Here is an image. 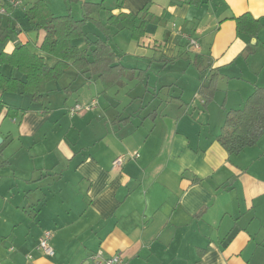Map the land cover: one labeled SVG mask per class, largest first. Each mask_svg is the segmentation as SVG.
Returning <instances> with one entry per match:
<instances>
[{"label": "crops", "instance_id": "crops-1", "mask_svg": "<svg viewBox=\"0 0 264 264\" xmlns=\"http://www.w3.org/2000/svg\"><path fill=\"white\" fill-rule=\"evenodd\" d=\"M37 1L0 17V52L27 44L54 65L58 59L40 49L44 31L23 17ZM44 1L53 13L72 9L67 0ZM101 1L109 14L93 17L103 23L111 13L135 15L121 30L110 27L111 36H93L108 40L131 78L105 89L98 76L70 66L47 84L41 103L0 92L7 106L22 109L14 118L0 113V157L9 160L0 168V264H92L100 249L121 253L128 264H264V135L237 155L218 141L227 113L264 88V29L247 54L257 39L238 34L234 19L249 12L264 24V0L74 4ZM143 21L138 42L132 28ZM125 28L127 49L114 42ZM93 38L87 33L78 46ZM135 60L147 68L133 67ZM0 71L25 79L9 65ZM151 72L163 83L150 85ZM213 74L217 91L204 107L199 90ZM58 93L66 94L62 115L51 105ZM94 98L96 114L69 117L70 106ZM126 100L130 114L121 118L112 108ZM124 154L132 158L115 166ZM46 230L53 232L52 256L39 249Z\"/></svg>", "mask_w": 264, "mask_h": 264}, {"label": "trees", "instance_id": "trees-1", "mask_svg": "<svg viewBox=\"0 0 264 264\" xmlns=\"http://www.w3.org/2000/svg\"><path fill=\"white\" fill-rule=\"evenodd\" d=\"M68 1L79 2L80 0ZM188 1L194 6L201 3V0ZM82 7L84 13L81 19H75L70 13L55 15L44 0L35 2L26 11L27 18L34 24L33 28L44 31L40 49L55 56L58 61L54 65L48 64L43 56L33 51L27 44L16 46L10 53L0 52V65H9L25 76V79L21 81L17 77L7 76L0 71V92L28 93L33 102L41 103L47 92V84L59 80L70 66L78 72H88L92 76H98L105 89L121 83L124 78H131L129 72L133 70L119 61L107 39L97 38L84 49L76 45L74 40L87 38L84 28L87 21H92L105 36L109 37L112 35L110 27L121 30L122 24L133 19L135 15L131 12L111 13L103 23L93 17L94 14H99L104 9L103 1L83 2ZM234 19L238 34L257 39V43L247 50V54L253 53L260 43L259 34L264 29V24L249 12L235 16ZM145 35V21L132 28V37L136 41L140 42ZM164 59L173 62L176 58ZM201 64L202 61L197 60L196 65L199 69ZM144 75L145 71L141 70L138 74L140 80L144 79ZM217 82V75L213 74L208 77L207 82L202 83L199 94L204 98V107L213 101L217 91ZM145 85L147 86L146 83ZM4 109H7V116L12 118L22 112V109L7 106L0 99V113ZM128 120L127 117L121 122H128ZM263 135L264 88L257 87L243 107L227 113L218 141L229 154L237 155L246 147L255 145ZM7 165H9V160L0 157V168Z\"/></svg>", "mask_w": 264, "mask_h": 264}, {"label": "rangeland", "instance_id": "rangeland-1", "mask_svg": "<svg viewBox=\"0 0 264 264\" xmlns=\"http://www.w3.org/2000/svg\"><path fill=\"white\" fill-rule=\"evenodd\" d=\"M68 2L71 3V6H72L71 11L68 8L67 9L64 8V9H62L60 11L54 10V13H56V14H67V13H70V14H72V16L75 19H81L83 17V9L81 8V5L80 4H74L76 2H70V1H68ZM105 12H107V13H105ZM105 14H109L106 9H104L101 13H99L100 18L105 19V17H106ZM23 17H24V19H26V22L29 21V19L24 14H23ZM85 31L88 33L89 37H91V38H93V36H95V34L96 35H100L102 38H104V34L97 28V26L93 22H88L86 24ZM129 34H130L129 29L128 28H125L122 31V33L117 34V36L114 35L115 36L114 37L115 38L114 42L117 44V46L122 47L124 49L131 48L130 45H129L130 42L128 41V39L131 41V38H130V35ZM126 35H128L127 36L128 39L126 38ZM97 38H99V37L96 36L92 40L97 39ZM114 38H112V39H114ZM79 40L80 39H75L74 40V42L76 41L75 44L78 45V43H79L78 41ZM114 48L116 49L117 47H114ZM139 64H141V62L136 61V60L133 61V67L138 66L141 69H146L147 68V65L146 64L145 65H143V64L142 65H139ZM174 73L176 75V72L175 71H174ZM153 74L154 73H152V72L150 73V79H149L150 85L154 84V82L156 81V79L159 80L158 81L159 84H161V82L163 83V77L162 76L158 77V76L153 75ZM164 80H165V78H164ZM65 97H66V94H64V93H58L55 96H53V98H51V100H52L51 105L54 106V108H56V113L59 114V115H62V111H60V110H62L61 104H64V98ZM94 99H96L98 101L97 98H94ZM183 99H184V95H183ZM70 100L76 101L77 100V97L74 94H72ZM121 100L123 101L124 99L122 98ZM127 104H128V101L127 100H126L125 103L120 102L119 104L113 105L114 108H112V110L113 111L116 110V112L118 113V115H120L121 118L126 117V116H128L130 114V110H131L130 109L131 108V105H129V104L127 105ZM70 107H72V106H70ZM97 108H99V105H97ZM96 109H94V111H92V112H95ZM67 111H68V114H69V109ZM96 112H95V114H96ZM84 113H86V112H77V113H75V115L76 114H84ZM70 116H72V115L69 114V117Z\"/></svg>", "mask_w": 264, "mask_h": 264}, {"label": "built area", "instance_id": "built-area-1", "mask_svg": "<svg viewBox=\"0 0 264 264\" xmlns=\"http://www.w3.org/2000/svg\"><path fill=\"white\" fill-rule=\"evenodd\" d=\"M23 4L24 0H0V17L10 15L11 9L21 7ZM190 46H192L194 50L200 48L198 41L194 38L190 39ZM97 105L98 101L96 99L84 104L76 103L69 108V114L75 115L77 112H90L93 111ZM135 156L139 157L138 154ZM129 158H132V155H121L113 161V164L120 167ZM52 236L53 232L51 230H46L39 241V249H41L46 255L50 256L54 255L55 252L51 245ZM90 260L92 264H128L127 260L121 253L107 255L102 249L94 252L90 256Z\"/></svg>", "mask_w": 264, "mask_h": 264}, {"label": "water", "instance_id": "water-1", "mask_svg": "<svg viewBox=\"0 0 264 264\" xmlns=\"http://www.w3.org/2000/svg\"><path fill=\"white\" fill-rule=\"evenodd\" d=\"M2 142V138L0 137V143Z\"/></svg>", "mask_w": 264, "mask_h": 264}]
</instances>
